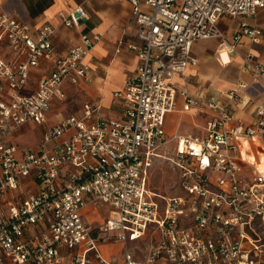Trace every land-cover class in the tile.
<instances>
[{
  "label": "built area",
  "instance_id": "obj_1",
  "mask_svg": "<svg viewBox=\"0 0 264 264\" xmlns=\"http://www.w3.org/2000/svg\"><path fill=\"white\" fill-rule=\"evenodd\" d=\"M128 2L139 27L140 43L130 47L139 66L115 93L121 118H102L101 103L85 104L81 116L55 125L49 124L53 101L66 99L65 83L89 78L86 58L100 37L84 35L58 55L51 26L33 31L0 8V92L6 88L9 96L0 99V264H117L101 246L138 242L156 231L160 240L144 259L128 250L122 264H243L246 243L251 253L263 246L264 172L246 175L241 145L264 140V104L254 124L232 126L230 105L208 101L216 115L206 136L181 137L174 157H165L179 171L181 195L152 192L148 178L163 158L165 119L177 110L178 96L185 111L201 106L175 85L197 63L193 44L216 39L229 54L243 39L261 44L264 25L248 21L264 11V0ZM61 17L74 29L88 12L80 6ZM223 17L241 19L233 43L220 29ZM45 61L52 69L31 92V71ZM254 70L264 78V65ZM33 125L42 129L38 147L21 148L15 134ZM98 204L110 216L92 225L84 213Z\"/></svg>",
  "mask_w": 264,
  "mask_h": 264
},
{
  "label": "crops",
  "instance_id": "obj_2",
  "mask_svg": "<svg viewBox=\"0 0 264 264\" xmlns=\"http://www.w3.org/2000/svg\"><path fill=\"white\" fill-rule=\"evenodd\" d=\"M80 6L88 12V21L82 22L78 28H67L63 24L61 15L71 14ZM0 8L30 24L33 31L44 25L51 26L54 29L53 47L58 55L78 45L84 35L100 37L86 58V63L91 65L89 78H81L76 85L72 83L63 85L62 90L66 94V99L53 101L50 118L54 123L51 124L50 119V125H55L64 117L81 116L85 104L101 103L102 118H121L122 107L120 101L115 98V93L121 92L126 87L139 66L137 55L130 48L140 43L139 27L132 17V6L128 0H0ZM258 14L255 19L248 22L261 27L264 25V11ZM240 21V18L223 17L220 22V29L224 31L230 43H233V35L237 32ZM193 45L192 54L197 63L184 75H179L175 79V85L177 90H187L193 98L199 99L201 106L185 111L184 100L178 96L177 110L168 114L165 119L167 142L166 146L160 149L159 154L162 157V152H166L173 142L174 155L176 154L181 137L206 136V128L216 115L208 108L206 104L208 101L213 99L221 104L230 105V112L234 118L232 126L254 124L256 109L264 104V78L257 75L254 70L256 64L264 65V39L259 45L243 39L237 46L235 54L227 53L216 39L199 41ZM248 54H251L253 59H249ZM40 65L31 71L28 87L31 92L37 89L40 78L52 69V65L47 61ZM231 92L236 93L235 97L229 96ZM2 98H9L6 88L0 92V99ZM196 131H200L199 134L203 135L193 136L192 133ZM17 134L13 140L21 148L34 150L38 147L21 146L16 140ZM241 147L242 165L246 175L254 178L257 169L264 172V140L243 143ZM160 159L162 158L155 159V163ZM177 195H181L180 190ZM94 208L85 211L86 221L95 225L108 219L106 215L103 218L98 208L95 211ZM149 235L153 237V243L155 239H157L156 243L160 240L159 231L150 232ZM259 235L262 237L263 245L260 252L251 253L246 243L244 251L248 254L243 264H264V230H259ZM250 236L256 239L255 235ZM155 244L145 252L144 256L137 258L144 259L146 253ZM114 261L122 264L124 259L122 261L114 259Z\"/></svg>",
  "mask_w": 264,
  "mask_h": 264
},
{
  "label": "rangeland",
  "instance_id": "obj_3",
  "mask_svg": "<svg viewBox=\"0 0 264 264\" xmlns=\"http://www.w3.org/2000/svg\"><path fill=\"white\" fill-rule=\"evenodd\" d=\"M51 119V124L54 123V121ZM200 131H196L195 133H192L193 136H202L203 134H199ZM41 136V129L39 127H36L35 125L25 127L23 129H20L18 131V134L16 135V140L18 143H20L21 146L26 148H34L38 146ZM175 143H170L169 148L167 151L162 152L163 158L160 159V161L153 163V169L150 172L149 178V187L152 192H156L159 195L165 196L166 198L176 196L179 194V171L177 168H175L172 163L166 160L165 157H174V146ZM160 206L161 202L158 201ZM94 208V207H93ZM98 208V211L103 215L107 216L109 218L110 211L106 208L101 206L100 204L96 205L94 208ZM150 234V232L147 234V236ZM145 236L144 238L140 239L138 242H129V243H121V242H111L109 245H103L101 246V254L105 256L109 261L115 262L114 259H117L118 261H122L125 258V254L128 250L135 255L136 257H142L145 255V252L156 243V240H152V236ZM148 253V252H147ZM146 253V254H147Z\"/></svg>",
  "mask_w": 264,
  "mask_h": 264
}]
</instances>
